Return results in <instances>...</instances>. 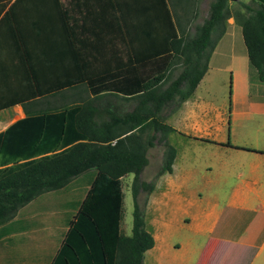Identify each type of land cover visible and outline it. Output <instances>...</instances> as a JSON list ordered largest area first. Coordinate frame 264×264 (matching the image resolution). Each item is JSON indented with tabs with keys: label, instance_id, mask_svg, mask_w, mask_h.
Wrapping results in <instances>:
<instances>
[{
	"label": "trees",
	"instance_id": "1",
	"mask_svg": "<svg viewBox=\"0 0 264 264\" xmlns=\"http://www.w3.org/2000/svg\"><path fill=\"white\" fill-rule=\"evenodd\" d=\"M10 2L0 0V15ZM54 2L66 22V46L72 49L73 64L83 81L41 97L6 102H22L26 115L0 132V235L7 232L4 227L17 211L35 197L91 174L90 186L74 205L76 213L51 264H142L144 252L154 244L145 226V204L155 183L140 177L148 164L147 150L162 143L164 163L157 177L172 172L176 150L167 137L173 128L165 122L163 111L175 101L179 106L202 78L214 44L212 32L218 31V37L224 32L229 0H213L208 17L192 37H177L173 27L165 36L169 49L184 57L181 71L170 81L163 65L154 76L128 80L127 72L139 67L129 68L118 58L106 59L111 51L101 44L116 34L108 31L110 13H96V3ZM239 5L243 10L233 16L242 28L249 62L264 81V4L252 0ZM117 23L121 24L120 18ZM207 44L210 47L203 55ZM167 52L159 50L153 57ZM22 71L26 73L24 65ZM66 88L77 93L69 101H65ZM87 90L93 97L82 94ZM58 95L63 102L49 99ZM129 173L133 175V211L131 235L126 236L120 230L122 177ZM140 192L145 193L142 205Z\"/></svg>",
	"mask_w": 264,
	"mask_h": 264
},
{
	"label": "crops",
	"instance_id": "2",
	"mask_svg": "<svg viewBox=\"0 0 264 264\" xmlns=\"http://www.w3.org/2000/svg\"><path fill=\"white\" fill-rule=\"evenodd\" d=\"M23 1L34 0H16ZM98 1L90 0L97 4L96 13H110L106 16L108 31L116 34L101 44V48L111 51L106 59L118 58L129 68L139 67L127 72L128 80L154 76L164 66L170 81L181 71L184 57L169 49L165 36L172 27L177 37L195 35L208 17L213 0ZM240 1L252 0L234 2L239 6L234 10L228 5L224 32L219 37L218 31L212 32L214 44L208 53L207 68L192 94L179 106L175 101L163 111L165 122L173 128L167 140L176 153L172 172L158 176L149 195L145 226L154 244L144 252L142 264H264V81L249 62L242 28L233 16L241 10ZM254 1L264 4V0ZM55 8L64 22L62 48L71 52L75 76L44 89L26 60V73L22 65L17 75L26 76L28 93L0 101L4 105L0 108V132L26 115L22 102L7 105L9 100L41 97L83 81L82 72L73 64L72 49L66 46V22L60 9ZM119 18L121 24L117 23ZM14 27L12 23L11 32L17 36ZM162 49L168 52L155 59V53ZM146 57L152 58L146 61ZM87 92L83 95L93 97ZM76 94L66 88L65 101ZM49 99L63 102L60 95ZM64 188L44 192L20 209H28L38 200L48 201ZM4 229L8 231L6 226ZM0 238L13 242L15 236L5 232Z\"/></svg>",
	"mask_w": 264,
	"mask_h": 264
},
{
	"label": "rangeland",
	"instance_id": "3",
	"mask_svg": "<svg viewBox=\"0 0 264 264\" xmlns=\"http://www.w3.org/2000/svg\"><path fill=\"white\" fill-rule=\"evenodd\" d=\"M234 2L238 3V0L228 2L232 10L239 8ZM240 9L243 10L242 7ZM12 23L17 36L11 32ZM63 35L64 22L54 6V0L28 3L13 0L9 4L0 17V101L28 93L26 76L17 75L19 67L25 65V59L39 80V86L44 89L51 88L57 81L74 78L71 52L62 48ZM209 47L207 44L203 55ZM228 90L226 83V97ZM44 100L42 103H45ZM164 151L162 143L147 150L148 164L140 175L141 179L155 183L164 163ZM132 178V173L122 177L124 199L120 228L125 234L131 233L132 227ZM90 182L91 174L79 176L58 192L59 195L55 194L43 203L35 201L28 209H20L6 224L7 236L13 233L14 241L0 238V264H48L76 213L77 206L73 203L84 197ZM144 197L145 193L140 192L141 205ZM148 200L149 196L145 211Z\"/></svg>",
	"mask_w": 264,
	"mask_h": 264
}]
</instances>
